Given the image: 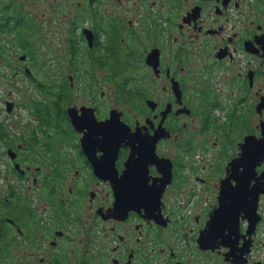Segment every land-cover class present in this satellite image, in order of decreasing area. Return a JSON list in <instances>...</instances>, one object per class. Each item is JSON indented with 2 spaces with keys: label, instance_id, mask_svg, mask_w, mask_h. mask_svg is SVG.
Instances as JSON below:
<instances>
[{
  "label": "flooded vegetation",
  "instance_id": "flooded-vegetation-1",
  "mask_svg": "<svg viewBox=\"0 0 264 264\" xmlns=\"http://www.w3.org/2000/svg\"><path fill=\"white\" fill-rule=\"evenodd\" d=\"M149 1L157 15L137 26L116 17L115 0H0V54L15 62V69L6 64L13 76L26 77L36 92L20 104L33 122L28 131L6 136L7 142L0 130V159L10 161L0 169V264H233L221 239L212 250L203 249L199 237L218 206L228 162L246 136L262 138L264 0ZM147 2L134 4L144 10ZM154 49L156 72L146 62ZM38 77L46 78L44 86L34 85ZM120 77L129 79L125 95L116 86ZM66 80L69 86L59 85ZM56 93L59 109L48 103ZM71 107L78 116L92 111L99 121L117 109L131 130L147 129L140 132L147 140L122 142L115 177L104 170L98 175ZM45 116L53 124H41ZM162 129L168 134L155 142L158 160L146 161L153 201L159 198V212L150 215L143 207L136 211L143 202L137 175L131 182L124 173L133 149L153 143ZM210 137L220 141L221 156L224 143L236 140L235 154L217 169V185L199 176L200 185H185L199 170L184 158L201 147L208 152ZM163 158L170 161L161 167L172 164L164 187L157 165ZM263 172L261 162L256 176ZM263 205L264 194L254 235L243 236L247 222H241L236 248L250 241L246 264H264L257 256Z\"/></svg>",
  "mask_w": 264,
  "mask_h": 264
},
{
  "label": "water",
  "instance_id": "water-1",
  "mask_svg": "<svg viewBox=\"0 0 264 264\" xmlns=\"http://www.w3.org/2000/svg\"><path fill=\"white\" fill-rule=\"evenodd\" d=\"M146 62L156 72L158 66L157 50L154 49L148 54L146 58ZM6 105H7V111L10 112L14 104L12 102H7ZM68 112L71 117L72 124L76 128L75 124L73 123V119H74L73 113L77 115L76 108L71 107L68 109ZM117 117L119 118V122L122 125L131 129L125 122L121 120V113H119L117 109L113 110L110 114V117L106 120H116ZM157 133L159 134L154 136L153 143L148 141L146 146H141L136 150L133 149V152L130 156V160L126 164L127 167H129V170L125 171L124 173V176L126 178L130 176L128 179H130L131 182H136V179L134 178L136 172L133 169V167L136 169L137 161H139L140 170H141V168H143L144 165L147 166V163H156V160H158L156 158L157 156L155 152V142L156 140L165 137L166 134H168V132H166L165 129H162L161 131L160 130L157 131ZM260 139H264V130L262 131V138H256L255 136L248 135L245 137V140L242 144L254 140L258 141ZM136 141L143 144L146 142L142 139H137ZM83 145H85L84 142ZM9 154L11 158H14V155L11 154V150L9 151ZM86 154L88 156L89 161L92 163V166L96 174L99 175L101 174V172L105 171L98 168L97 164L95 163V160L93 159L89 151L86 150ZM240 154L241 152L238 154V156L232 158L226 166V176L220 181L221 190L218 197L219 200L218 206L214 209L210 219L213 222L210 224L208 222L209 225L207 224L206 228L201 232L199 237V245L203 249L211 248L212 250L215 249V244L217 240L221 239V244H224L225 246L230 248V250L226 253V259L233 264L248 263L249 254H250L249 251L250 241L245 242L244 247L241 250H238L236 248V245L239 242L240 237L242 236L241 222L242 220H246L247 222L246 234L243 236L248 235L251 237L252 235L255 234L257 224L261 220V217L258 213L259 198L260 195L264 194V172L259 177L256 176V168L261 163L255 167L253 172L252 171L253 165H255L257 161L253 160V161L245 162L243 157L239 159ZM261 159H264V153H261ZM142 161L144 162L143 165H142ZM164 161H170V160L163 158L161 162L160 161L158 162L160 165L157 164L159 166L161 173L163 174L162 177L163 187L171 182V177H172V173H171L172 164L169 163V165H167V168L161 167L163 166ZM245 163L246 166L244 169V175L246 178V182L243 184L240 192L236 194V196L233 198L228 208L224 212L225 191H226V181L224 180L227 178L228 171H229V177H231L234 174L236 166ZM17 168L18 166L16 165V169ZM105 174H107L106 176H109V172L105 171ZM253 180L256 181L255 184H252ZM233 184H235V181H233ZM257 264H263V263L259 262Z\"/></svg>",
  "mask_w": 264,
  "mask_h": 264
},
{
  "label": "rangeland",
  "instance_id": "rangeland-1",
  "mask_svg": "<svg viewBox=\"0 0 264 264\" xmlns=\"http://www.w3.org/2000/svg\"><path fill=\"white\" fill-rule=\"evenodd\" d=\"M137 2V0H115V10H116V17L120 16L122 19H124L127 23L128 19H133L137 24V26L143 25V20L145 17L149 16H156L157 14L155 12H149L155 11V6H153L148 0L147 7L142 9L141 6L137 4H134ZM149 4V5H148ZM153 7H151V6ZM129 6L132 11H127V7ZM153 9V10H152ZM143 15V17H142ZM142 17V18H141ZM145 21V20H144ZM125 23V24H126ZM60 28H63L61 26H58ZM55 42H58V39L55 40ZM15 62H10L9 64L13 65V69H15L14 64ZM9 66V65H8ZM5 62H0V130L3 133H7L8 135H20L24 131H28V125H33V122L31 121L30 115L27 113L26 109L23 107H20V104H25L24 102H27L31 97H34L36 99V92L33 89H31L32 83L29 82L26 77L23 75L21 76H13L12 70L8 67ZM45 83L46 78L38 77ZM105 91H107L108 87L104 88ZM7 102H12L14 105L10 112L7 111ZM115 106H117V101L115 100ZM202 139H199L198 143H202ZM3 138L0 139V147L3 146ZM209 142V148L210 150L203 151V147L199 148L197 151H195L192 156L189 158H184L185 162L189 166L196 165V167L199 170V174L195 175L194 173H191L188 175L187 184L185 185H200L195 179L197 176L207 179L209 181L208 185H217L218 184V176L216 174L217 169L224 168L226 165V162L229 160V156L233 155L236 151L235 142L236 140H232L231 142H226L225 144V150L223 153V156L219 154V150L221 149V143L220 141H217V137H210L208 139ZM216 143V144H215ZM199 146V144H197ZM197 148V147H196ZM196 160H200V162H197ZM9 158L6 157L4 159H0V169L6 170L9 166ZM196 162V164H194ZM201 171V172H200ZM5 173L7 176V179H10L11 181H14V177L11 173ZM6 180V179H4ZM3 180V181H4ZM0 183L1 179H0ZM5 182H3L4 184ZM264 208V205H263ZM261 230L258 232V253L257 256L259 259L264 260V224L261 226Z\"/></svg>",
  "mask_w": 264,
  "mask_h": 264
},
{
  "label": "snow or ice",
  "instance_id": "snow-or-ice-1",
  "mask_svg": "<svg viewBox=\"0 0 264 264\" xmlns=\"http://www.w3.org/2000/svg\"><path fill=\"white\" fill-rule=\"evenodd\" d=\"M161 87H163V85ZM73 117V123L82 133L83 142L91 147L92 157L98 168L110 172L113 177H115V153L121 146V143L131 144L137 139L147 140L146 135L140 137V132L143 131L146 133L147 129H136L133 131L122 125L118 117L116 120L99 121L92 111H83L79 116L73 113ZM240 147L241 154L239 159L243 157L245 162L257 161L252 168L254 172L255 167L261 162H264V159H261V153H264V139L241 144ZM136 165V193L139 199L143 201L136 208V211H139L140 208L143 207L144 211L150 215L154 212L158 213L159 207H157V205L159 204V198L157 197L156 200L153 201V187H149L148 185L146 165L143 166V171L140 170L139 161L136 162ZM245 166L246 163L237 165L231 177H229L228 171L227 178L224 180L226 181L224 212L246 182L244 175ZM233 181H235V184H233ZM119 182L124 183L125 177H120ZM160 206L162 207V205ZM212 222L213 221L210 220L209 224Z\"/></svg>",
  "mask_w": 264,
  "mask_h": 264
},
{
  "label": "trees",
  "instance_id": "trees-1",
  "mask_svg": "<svg viewBox=\"0 0 264 264\" xmlns=\"http://www.w3.org/2000/svg\"><path fill=\"white\" fill-rule=\"evenodd\" d=\"M0 58L1 59H4V62H5V64H8L9 65V63H10V61L9 60H7L6 58V54L3 52V53H1L0 54ZM7 60V61H6ZM147 77V75L146 76H143L142 77V79H145ZM0 78H1V75H0ZM37 80H40V81H37ZM129 79L128 78H125V77H120V78H116L115 79V82H116V86L118 87V90H119V92L121 93V94H124L125 95V88H126V86H127V81H128ZM67 81V80H66ZM34 85L35 86H37V87H40V86H44V83L41 81V79H37V78H35V83H34ZM52 85H58L57 83H53ZM59 85H63V86H69L70 85V83L67 81V82H62V83H60ZM129 93V92H128ZM56 97L54 98V99H52V100H49V102L48 103H50L51 101V103H55V107H57L58 108V106H59V104H60V102H61V99H60V95L61 94H59V93H56ZM123 95V96H124ZM133 96V95H132ZM132 96H130V97H132ZM136 96L137 97H140V98H142L141 96V94H136ZM42 105H44V103L42 104ZM59 109V108H58ZM40 120H41V124H46V125H51V124H53V123H51V122H53V120L51 119V117L50 118H46V116L44 117V118H40ZM6 136H8V134L7 133H5V134H3V138H5ZM6 139V138H5ZM6 141L7 142H10V140H9V138H7L6 139ZM235 153H233V155H234ZM232 155V156H233ZM230 157V156H229ZM228 157V158H229Z\"/></svg>",
  "mask_w": 264,
  "mask_h": 264
}]
</instances>
